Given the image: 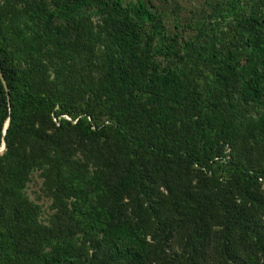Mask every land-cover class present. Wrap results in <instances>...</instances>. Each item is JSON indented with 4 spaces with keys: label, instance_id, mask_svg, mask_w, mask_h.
<instances>
[{
    "label": "trees",
    "instance_id": "trees-1",
    "mask_svg": "<svg viewBox=\"0 0 264 264\" xmlns=\"http://www.w3.org/2000/svg\"><path fill=\"white\" fill-rule=\"evenodd\" d=\"M205 4L183 42L143 0H0V264H264V0Z\"/></svg>",
    "mask_w": 264,
    "mask_h": 264
},
{
    "label": "rangeland",
    "instance_id": "rangeland-1",
    "mask_svg": "<svg viewBox=\"0 0 264 264\" xmlns=\"http://www.w3.org/2000/svg\"><path fill=\"white\" fill-rule=\"evenodd\" d=\"M128 1V0H123ZM135 1V0H131ZM146 2L150 9L157 13V16L160 18L162 24L164 25V31L168 35L176 34L181 36L183 42L189 40L192 36L190 29H188L189 23L194 17H200L201 19H208L210 12V7L205 4L206 1L212 0H143ZM250 1L253 4L258 0H245V2ZM264 10L263 6H256ZM253 6L248 5L246 8V15H248L250 9ZM257 18L259 14L255 15ZM264 24V20L263 23ZM246 26L244 24L242 27L246 33ZM237 39H242V36H237ZM94 67V66H92ZM90 67L91 69H93ZM239 146L236 147L237 155L242 156V152ZM228 151V149L226 150ZM249 158L255 159L257 154L249 153L247 154ZM42 179L39 176L38 172H33L29 177V180L26 182L24 187V193L27 200L38 207V221L42 224L48 223V217L54 215L55 209L52 208L51 200L43 192ZM262 193L264 194V182L261 185ZM263 264V262H259Z\"/></svg>",
    "mask_w": 264,
    "mask_h": 264
},
{
    "label": "water",
    "instance_id": "water-1",
    "mask_svg": "<svg viewBox=\"0 0 264 264\" xmlns=\"http://www.w3.org/2000/svg\"><path fill=\"white\" fill-rule=\"evenodd\" d=\"M0 81H1V84L3 85L4 89L6 90L5 81L2 77L1 72H0ZM3 149H4V140L2 139L0 151H2Z\"/></svg>",
    "mask_w": 264,
    "mask_h": 264
}]
</instances>
